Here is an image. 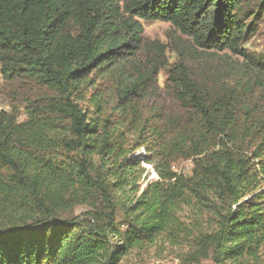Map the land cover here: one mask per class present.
<instances>
[{
    "label": "trees",
    "instance_id": "16d2710c",
    "mask_svg": "<svg viewBox=\"0 0 264 264\" xmlns=\"http://www.w3.org/2000/svg\"><path fill=\"white\" fill-rule=\"evenodd\" d=\"M246 1L0 0V70L28 107L0 110V264H119L160 241L183 263L264 264V54L244 46L264 0ZM158 20L239 76L178 57L179 111L145 106L168 61L141 21Z\"/></svg>",
    "mask_w": 264,
    "mask_h": 264
},
{
    "label": "rangeland",
    "instance_id": "374dc122",
    "mask_svg": "<svg viewBox=\"0 0 264 264\" xmlns=\"http://www.w3.org/2000/svg\"><path fill=\"white\" fill-rule=\"evenodd\" d=\"M250 9L258 13L257 0H247ZM259 18L254 22L256 25V32L244 44L245 48L254 54H264V9L259 13ZM251 20V18H250ZM250 20H247L250 21ZM143 24V35L148 40H158L166 48L167 65L159 69L155 81V89L145 101L147 107H160L164 111L178 112L174 98L167 87L169 77V69L178 59V57H185L188 60L200 53L204 57L198 59L196 63L197 68L207 66L210 70L216 69V72L222 77L229 76L234 78L239 76L238 63L242 60L230 52L216 53L213 50L205 51L200 49L191 37L183 34L171 22L168 21H141ZM209 54V55H207ZM192 64V63H191ZM194 64V63H193ZM1 68V67H0ZM199 73V71H198ZM78 106L90 109L89 113L84 116L86 121H91L96 118L97 114L93 108L89 106L86 100H77ZM0 110L11 113L16 116L17 121L21 122L27 119V103L21 89L9 78H5L0 70ZM116 135H122L117 129H112ZM142 152V150H140ZM140 152V153H141ZM150 172V178H156V174L149 164H144ZM192 166V160H180L173 164V169L179 173H189ZM89 208L84 205L73 206L68 211L62 212L61 217L71 218L79 217L84 219L88 215L86 212ZM187 223H190L189 219ZM176 247L169 244H163L161 241L156 242L142 250H134L128 255L124 256L119 264H188L178 260L176 255ZM200 264H212L208 259L201 258Z\"/></svg>",
    "mask_w": 264,
    "mask_h": 264
}]
</instances>
